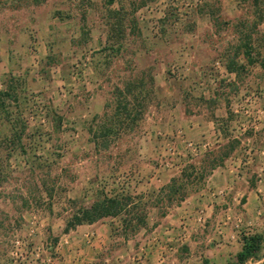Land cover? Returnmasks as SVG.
<instances>
[{"label": "rangeland", "instance_id": "1", "mask_svg": "<svg viewBox=\"0 0 264 264\" xmlns=\"http://www.w3.org/2000/svg\"><path fill=\"white\" fill-rule=\"evenodd\" d=\"M254 5V0H0V93L6 94L0 107V264H29L26 251L40 261L36 237L101 192L125 190L135 197L146 192L147 199L176 174L178 156L167 149L164 156L155 154L147 129L146 117L166 101L156 80L161 67L166 81L180 90L194 87L196 101L202 91L219 92L234 113L244 95L261 92L264 109V22L254 27ZM259 6L264 11V0ZM248 35L253 64L240 46ZM194 53L206 66L194 69ZM185 64L189 71L171 72ZM229 64L235 67L232 75ZM140 85L147 97L138 122L118 137L95 139L94 130L114 114L120 93L137 113ZM92 89L104 103L98 114L91 113ZM107 221L121 241L120 219ZM15 238L27 241L22 257L11 254Z\"/></svg>", "mask_w": 264, "mask_h": 264}, {"label": "crops", "instance_id": "2", "mask_svg": "<svg viewBox=\"0 0 264 264\" xmlns=\"http://www.w3.org/2000/svg\"><path fill=\"white\" fill-rule=\"evenodd\" d=\"M196 56L191 57L194 69L206 66ZM164 72L161 67L156 80L166 101L155 109L154 116L146 117L155 154L164 156L167 147L174 145L179 153L177 173L201 154L217 153L236 140L238 144L211 170L198 191L171 206L164 216L151 211L149 226L133 236L115 239L108 218L78 225L67 233L63 231L65 222H52L51 230L35 239L41 249L38 264H264V117L256 129L244 130L247 119L231 113L219 92L206 95L207 90L202 91L196 101L194 87L183 85L180 90L166 81ZM92 94L91 113L98 114L104 103L94 89ZM234 96L230 94V99ZM187 141L209 146L192 155ZM254 233L262 238L261 248L239 263L242 236ZM115 246L117 250H113ZM23 258L37 264L33 251Z\"/></svg>", "mask_w": 264, "mask_h": 264}, {"label": "trees", "instance_id": "3", "mask_svg": "<svg viewBox=\"0 0 264 264\" xmlns=\"http://www.w3.org/2000/svg\"><path fill=\"white\" fill-rule=\"evenodd\" d=\"M254 4L257 17L254 27H257L258 24L264 22V11L259 6V0H254ZM116 26L118 25L115 24L114 27ZM240 46L243 47V55L249 64L257 62L253 55L251 36L248 35ZM262 66L264 67L263 63ZM227 68L233 71L235 67L229 64ZM137 89V96H134V100L137 102V113H132L131 102L123 92L120 93L116 97L114 114L111 117H106L94 130L93 137L95 139L118 137L122 128L132 127L138 122L142 116L141 108L146 106L144 101L147 96L144 94L142 85L137 86ZM127 92L131 94L133 89L129 88ZM4 95L6 94L0 93V107L4 105ZM7 95L10 94L7 93ZM97 117L98 115H95L94 118ZM237 144L236 140L217 153L207 152L198 161L187 162L180 171L170 178L168 183L158 188L154 187L152 194L147 199L148 193L146 192L135 197L125 190L113 194L103 191L89 205L74 208L71 215L65 220L63 231L67 233L81 224L94 223L106 218H118L121 221V235L126 238L133 236L141 228L149 226V214L152 209H156L159 216H164L171 206L181 203L190 193L198 191L204 185L211 170L221 165ZM111 226L113 225L111 224ZM242 239L243 249L237 254L239 263L256 255L261 248L262 240L257 233L243 235Z\"/></svg>", "mask_w": 264, "mask_h": 264}, {"label": "built area", "instance_id": "4", "mask_svg": "<svg viewBox=\"0 0 264 264\" xmlns=\"http://www.w3.org/2000/svg\"><path fill=\"white\" fill-rule=\"evenodd\" d=\"M216 64L220 67V63L216 62ZM190 67L186 64L183 66H173L171 68V72L173 74L179 75L182 71H189ZM262 95L261 92H252L250 94L244 95L240 102L235 105L234 113L240 117L247 119L248 123L243 125L244 130L248 129H256L261 119L264 117V109L261 104ZM187 149L190 154L197 155L201 150L208 148V143L203 142H195V141H187L186 142ZM167 151L169 152V156H178V150L174 145H169L167 147ZM264 154V153H263ZM165 167H169L171 165L170 161H164L162 163ZM35 229L32 227L30 229V235H34ZM14 248L11 250V254L14 257H22L23 249L26 248L27 241L20 238H15ZM28 254V251L25 252V256ZM36 255H39V250L36 251Z\"/></svg>", "mask_w": 264, "mask_h": 264}]
</instances>
